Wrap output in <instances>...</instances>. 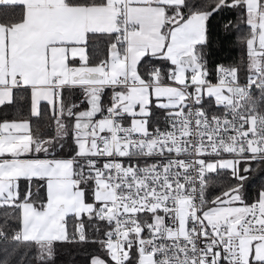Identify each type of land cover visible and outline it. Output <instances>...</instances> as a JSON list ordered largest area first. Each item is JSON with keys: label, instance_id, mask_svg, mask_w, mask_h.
Wrapping results in <instances>:
<instances>
[{"label": "snow or ice", "instance_id": "obj_1", "mask_svg": "<svg viewBox=\"0 0 264 264\" xmlns=\"http://www.w3.org/2000/svg\"><path fill=\"white\" fill-rule=\"evenodd\" d=\"M225 13L247 28L227 65ZM81 246L86 264H264V0H0V264Z\"/></svg>", "mask_w": 264, "mask_h": 264}, {"label": "trees", "instance_id": "obj_2", "mask_svg": "<svg viewBox=\"0 0 264 264\" xmlns=\"http://www.w3.org/2000/svg\"><path fill=\"white\" fill-rule=\"evenodd\" d=\"M231 20L233 22V27L231 29L234 35H229L227 39H225V31L223 25ZM247 32V28L245 25L239 21L238 14H228L225 13L223 18L220 15L215 16V18L211 21V33H212V59L216 62H221L224 64H232L239 62L241 58L244 56V50L241 44H239L237 37ZM12 118L23 117L27 118L28 111L27 105L24 100L19 101V104L16 108H14L11 112ZM47 115L44 117V127L42 131L48 133L54 130V125L52 128H49L47 125ZM33 123H36V118H33ZM255 175V173H254ZM220 184H217L215 188H210L209 192L211 195L218 194ZM259 187V181L246 185V192L249 194L251 198H255L257 189ZM23 251V250H19ZM96 251L93 246H81L78 249L72 251V255L67 257V250H64V255L71 260L75 261V264H86V261L91 253ZM21 257L14 256L13 259H20Z\"/></svg>", "mask_w": 264, "mask_h": 264}, {"label": "built area", "instance_id": "obj_3", "mask_svg": "<svg viewBox=\"0 0 264 264\" xmlns=\"http://www.w3.org/2000/svg\"><path fill=\"white\" fill-rule=\"evenodd\" d=\"M219 63H221V62H219Z\"/></svg>", "mask_w": 264, "mask_h": 264}]
</instances>
